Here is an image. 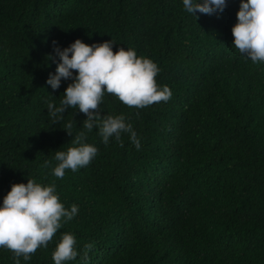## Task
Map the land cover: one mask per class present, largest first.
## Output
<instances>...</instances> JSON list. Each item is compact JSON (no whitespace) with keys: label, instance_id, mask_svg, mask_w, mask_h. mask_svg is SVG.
Instances as JSON below:
<instances>
[{"label":"trees","instance_id":"1","mask_svg":"<svg viewBox=\"0 0 264 264\" xmlns=\"http://www.w3.org/2000/svg\"><path fill=\"white\" fill-rule=\"evenodd\" d=\"M239 7L226 0L223 11L194 16L183 0H0V206L28 179L55 184L66 209L78 206L20 264H54L64 233L78 253L66 264H264V64L233 44ZM76 39L112 41L114 52L134 49L160 69L167 102L129 108L106 93L97 110L124 114L139 150L128 133L122 147L115 135L105 145L78 108L53 124L45 101L59 106L73 82L46 83L59 63L53 49ZM80 132L97 155L55 177V151ZM0 264H15L10 250L0 248Z\"/></svg>","mask_w":264,"mask_h":264},{"label":"clouds","instance_id":"2","mask_svg":"<svg viewBox=\"0 0 264 264\" xmlns=\"http://www.w3.org/2000/svg\"><path fill=\"white\" fill-rule=\"evenodd\" d=\"M183 6L192 15L195 12L211 15L223 11L226 0H183ZM236 17L237 23L231 29L234 46L254 64H264V0H240ZM113 44L106 41L88 45L76 39L64 49L54 46L59 63L55 74L50 73L46 83L55 90L62 78L73 82L66 87L59 106L51 100L45 103L53 124L63 119L62 114L67 109L78 108L87 117L83 121L84 129L91 132L94 127H99V135L105 145L111 136L115 135L116 140L121 142V133H128L139 150L140 141L132 125L125 122L124 114L103 118L98 114L105 94L114 95L129 108H145L153 103L167 102L172 92L167 86L157 84L156 76L160 69L156 63L138 56L131 48L125 50L120 47L114 52ZM49 59L55 62L54 57ZM72 128L73 122L69 121L64 130L71 136ZM85 140V132H80L72 141L73 146L66 151H55L54 158L58 162L52 170L55 177L62 179L66 170L75 172L91 163L98 149ZM49 165L46 160L43 167ZM77 213L78 206L75 204L70 209L65 208L55 184L44 186L32 179H28L26 184L15 183L0 206V248L13 253L15 264H20L19 257L28 261L38 248L47 247L61 229L62 221L72 220ZM93 247L91 243L84 245L85 261ZM77 255L75 236L64 233L52 254L54 264H66Z\"/></svg>","mask_w":264,"mask_h":264}]
</instances>
